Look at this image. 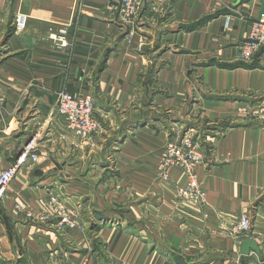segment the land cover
Listing matches in <instances>:
<instances>
[{
  "label": "crops",
  "instance_id": "crops-1",
  "mask_svg": "<svg viewBox=\"0 0 264 264\" xmlns=\"http://www.w3.org/2000/svg\"><path fill=\"white\" fill-rule=\"evenodd\" d=\"M82 1L76 24L75 0H0V39L15 14L28 21L8 36L0 66L10 112L0 123V172L16 163L27 135L38 130L36 111L54 109L62 87L92 98L99 123L91 136L60 148L53 132L34 134L41 139L37 159L26 156L0 196V264H58L67 235L79 250L67 252L68 264H264V123L224 126L209 142L196 169L202 202L178 198L182 171L171 168L166 179L159 171L172 120L222 121L243 108L248 93H262L264 70L250 65L257 56L263 61L264 46L246 59L242 43L264 0H148L133 34L106 25L109 0ZM70 22L51 26L63 30L61 42L37 24ZM64 159L67 177L59 168ZM56 192L90 226L102 221L99 231L62 234L25 217ZM245 212L260 256L240 253L245 234L234 227Z\"/></svg>",
  "mask_w": 264,
  "mask_h": 264
},
{
  "label": "rangeland",
  "instance_id": "rangeland-1",
  "mask_svg": "<svg viewBox=\"0 0 264 264\" xmlns=\"http://www.w3.org/2000/svg\"><path fill=\"white\" fill-rule=\"evenodd\" d=\"M82 0H75V18H74V22L77 24L78 22V18H80L83 14L82 12V7L84 6ZM111 12L109 14L110 20L112 21H108L109 25L106 23L107 26H126V28H128L126 34L129 33V31L132 32V34L134 33V31H136V26H140V20H139V16H134L131 17L129 19H126L122 16V14L120 13L119 8L113 4V6L111 7ZM18 14H15V16L13 17V24L12 25H8V26H13L11 29H9L6 32V35L4 37H2V41L0 43V66L4 63V61L7 59V57L9 56V53L5 47V43H7L6 41L8 40V36H10V34L14 31V32H22L24 31V29L26 28L25 26H28V21L26 19L25 25L22 29L18 30L15 27V18ZM23 15V14H22ZM25 16V15H24ZM73 23V22H72ZM70 22V24H57V25H52V24H45V23H37L38 26H47L46 28V34L49 35V37L51 38L50 40L52 42H58V40H60L63 36H64V32L62 29L57 28V27H51V26H73ZM130 32V33H131ZM48 37V38H49ZM53 45V43H52ZM236 64H223V63H219L218 66L220 67H229L232 68L234 67ZM250 67H258L264 70V59L263 61H261V59L257 56L256 58L253 59V62L251 63ZM62 87V86H60ZM63 88V87H62ZM58 91V90H57ZM56 91V94H57ZM20 97L18 99V101L15 103V105L21 106L22 105V101L21 97L22 96H18ZM224 100H228L231 98V96H223ZM233 97V96H232ZM235 97V96H234ZM236 98V97H235ZM247 101L244 102H240L241 107H243L240 110H237V113H235V115L230 116V117H226L224 118L222 121H218V120H210V119H202L199 117L194 118V120H191L189 123H184V122H180L178 120H172V122L169 123L168 125V134H169V138L168 142L172 141L175 138H178L180 136H188L194 143L196 142L202 153L204 154V158H205V153H206V147L209 144V142H211V140H213L214 138L220 136L221 131L224 129L223 127H233V126H237V125H242V124H248V126L253 125L251 123H253L254 121H260L261 123H264V88L262 90V93L260 94V96H254L250 93H248L246 95ZM28 100L26 99V102ZM31 104L33 102H30ZM55 103H56V96H55ZM5 103H4V97L0 94V123H2L3 125H5L7 123V118L8 115L10 114V112L5 108ZM15 107V106H14ZM13 107V108H14ZM56 107V105H55ZM17 110L20 111L19 108H17ZM17 110H12V114L17 113ZM22 110V109H21ZM34 113L33 110L27 112L24 111L23 114L26 116V118H30L31 115ZM56 111L55 108L52 110H48V109H38V111H36L35 116L36 119L33 122V124L35 125V128H37L38 130L36 131V133L39 132V136L41 134L42 138L45 135V133L48 132H53L52 134H55L56 140H59V148L61 147L62 144H66V140H74L77 141L78 136L75 135L74 133H72L71 131L68 130V128L66 127V124L63 123V121L58 117L55 116ZM10 117V116H9ZM32 118V117H31ZM59 120L62 121L59 122ZM202 120V121H201ZM52 123L55 124H59L60 126L58 128L52 127ZM53 125V126H54ZM65 125V126H64ZM220 127H219V126ZM61 128V129H59ZM2 130V128H0ZM220 129V130H219ZM57 131H59L60 133H58ZM35 132H33V134L27 135L29 138L26 140L25 144L21 146V150L19 151L20 156L25 153H31V152H37L38 149V142H39V137H36ZM58 134L60 136H62L64 138V140L60 139V137H58ZM34 135V136H33ZM212 138V139H211ZM41 142V139H40ZM165 143V145H166ZM164 145V146H165ZM164 148V147H163ZM205 152V153H204ZM18 154V155H19ZM162 155V154H161ZM19 156V157H20ZM161 158V156L159 157V159ZM93 161V159H92ZM70 163L64 159L61 164L59 165V168L61 170V175L67 177L68 174L65 173V169L67 168L66 166L69 165ZM72 177V176H70ZM77 177V176H76ZM77 179V178H76ZM47 198L45 199V204H44V209H41L39 211H37L36 213H29V212H25V217L38 222L37 227H47V228H52L54 230H57L58 232L60 231V233L62 234H66V231H83L84 229L88 230L89 232H97L100 229V224L102 221L100 220H94V224L93 225H89L82 212L78 211V209L70 202H68L65 198V196L61 193V192H56V193H49V195L46 196ZM53 197V201L51 200V198ZM15 208V207H14ZM16 210H19L20 208H15ZM31 214V215H28ZM243 214H247L246 212ZM249 216V215H248ZM250 217V216H249ZM69 222H75L76 226L75 228H70ZM62 231V232H61ZM250 231H247L246 233H236L239 235L245 234L243 235L244 237H248V233ZM63 244L65 245L63 247V249L60 251L59 253V259H58V264H68V254L67 252L71 253V252H79L78 247L75 246V244H73V239L71 237H69L67 235L66 240L63 242ZM63 246V245H62ZM65 248V249H64ZM74 248H76V250H74ZM67 250V251H66ZM256 255L252 256V259H257L255 257ZM262 261H264V259H262ZM50 263V262H49ZM52 264V263H50Z\"/></svg>",
  "mask_w": 264,
  "mask_h": 264
},
{
  "label": "built area",
  "instance_id": "built-area-1",
  "mask_svg": "<svg viewBox=\"0 0 264 264\" xmlns=\"http://www.w3.org/2000/svg\"><path fill=\"white\" fill-rule=\"evenodd\" d=\"M115 4L122 16L129 19L138 16L148 0H109ZM26 16L18 14L15 18V27L20 30L24 27ZM264 46V11L260 12L249 24L247 36L242 43L243 56L249 59L252 54ZM56 113L63 118L69 131L81 138H87L99 128L95 119L94 102L87 96H74L64 88H60L56 94ZM26 156L32 161L37 159L35 152L23 153L16 163L9 165L0 172V196L14 178L17 168ZM204 154L199 145L188 136H180L166 143L159 161V171L163 179L169 177L171 168H177L184 174L185 183L176 188V194L180 200L202 202L204 192L198 183L196 169L203 164ZM53 201V197L51 198ZM15 208H19L15 205ZM28 215H31L28 213ZM70 228H75L76 223H70ZM250 229V217L242 214L234 227L236 233H246Z\"/></svg>",
  "mask_w": 264,
  "mask_h": 264
},
{
  "label": "water",
  "instance_id": "water-1",
  "mask_svg": "<svg viewBox=\"0 0 264 264\" xmlns=\"http://www.w3.org/2000/svg\"><path fill=\"white\" fill-rule=\"evenodd\" d=\"M250 251L257 254L258 256H260L261 254L259 244L251 237H245L240 244V253L243 255H247Z\"/></svg>",
  "mask_w": 264,
  "mask_h": 264
}]
</instances>
